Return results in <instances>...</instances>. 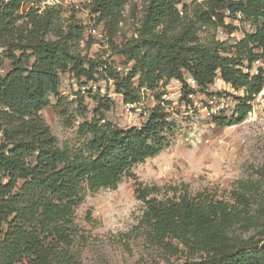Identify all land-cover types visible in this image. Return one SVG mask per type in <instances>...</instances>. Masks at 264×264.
<instances>
[{"label":"trees","instance_id":"1","mask_svg":"<svg viewBox=\"0 0 264 264\" xmlns=\"http://www.w3.org/2000/svg\"><path fill=\"white\" fill-rule=\"evenodd\" d=\"M44 1L0 0V69L5 58L10 61L0 73V264H73L74 211L86 193L116 188L134 165L169 145L173 124L156 92L160 81H181L185 103V74L202 89L218 77L242 90L238 115L217 117L218 126L243 121L251 107L247 101L262 84L260 75L250 77L242 67L264 59V0L192 1L181 10L177 0H142L133 36L117 47L132 62L128 75L108 66L100 77L115 81L125 103L138 102L142 88L154 92L158 103L143 125L121 129L105 119L102 109L109 105L99 100L92 121L81 127L91 138L75 149L60 147L41 111L52 106L51 96L61 100V74L85 83L99 73L82 55L81 41L87 47L93 42L85 27L64 20L61 4L41 6ZM128 1L84 0L83 6L113 36ZM27 4L32 5L20 14ZM224 11L253 26L234 55L232 47L226 53L222 42L202 43L197 35L199 26L231 32ZM257 172L237 180L227 199L208 189L192 194L185 183L138 184L134 194L143 206L133 230L163 254L181 258L179 264H264V165Z\"/></svg>","mask_w":264,"mask_h":264},{"label":"rangeland","instance_id":"2","mask_svg":"<svg viewBox=\"0 0 264 264\" xmlns=\"http://www.w3.org/2000/svg\"><path fill=\"white\" fill-rule=\"evenodd\" d=\"M83 1L46 0L41 4H61L64 20L74 18L85 27L87 37L93 42L87 47L81 41L82 55L94 63L99 73L95 75V82L105 91L98 94L82 93L81 83L72 73L65 72L60 75L61 100L57 102L51 96L49 99L52 106L43 109L41 116L57 137L58 145L71 149L83 146L91 138L81 127L92 121L99 100L103 105H109L108 110L102 109L105 119L121 129L143 125L153 106L158 103L156 94L144 88L139 91L138 102L125 103L123 94L115 88V81L100 77L108 66L122 76L128 75L132 62L127 61L117 51V47L124 38L133 36L141 17L143 1L127 2L123 9L124 19L113 36L101 25L95 24V16L90 15L84 8ZM177 1V8L181 10L184 4L203 0ZM31 5L22 6L19 13H25ZM223 13L224 23L234 25L231 32L220 26L215 30L208 26H199L197 35L202 43L211 38L222 42L226 53L232 47L230 54L234 55L236 43L245 33L252 32L253 26L241 19L238 13L233 16L228 15L227 11ZM96 27L98 31L92 33L91 29ZM15 54L19 55V52L16 51ZM9 68L10 61L5 58L0 73L5 74ZM185 78L186 74L184 81ZM133 82L137 84V78ZM206 89L210 93L222 92L230 96L233 100L230 101L231 104L241 97L239 91L234 93L231 85L218 77ZM156 92L160 95V104L169 113L168 120L173 124L172 130L167 133L169 145L156 156L134 165L130 175L123 177L116 188H101L86 193L74 211L78 235L70 248L73 264L181 263V258L163 254L159 248L148 245L133 230L143 206L134 194L138 184L165 187L185 183L192 194L208 189L227 199L228 192L237 180L257 177L258 169L264 165V101H253L250 114L240 123L218 126L217 117L203 115L198 110H189L188 104L181 100V81L162 80ZM163 93L167 94L168 100H161ZM163 192L164 190L160 191L159 197ZM18 264L30 263L24 260Z\"/></svg>","mask_w":264,"mask_h":264},{"label":"built area","instance_id":"3","mask_svg":"<svg viewBox=\"0 0 264 264\" xmlns=\"http://www.w3.org/2000/svg\"><path fill=\"white\" fill-rule=\"evenodd\" d=\"M227 14L229 15L228 11ZM91 31L92 33H96L98 31V27L92 28ZM2 50L3 49L0 47V54L2 53ZM242 70L243 72L248 73L250 77L259 75L262 77L260 91L256 94H253L252 99L247 101V103L251 106L255 100L264 101V59H254L250 65H244ZM185 83L187 90L186 97L189 101L187 103L189 110H198L201 112V114L209 117H236L238 115L237 105L239 101H235L233 104H231L230 101L233 102V100H231L230 96H226L222 92L210 93L208 89H202L190 75H186ZM232 90L234 93H237V90L234 88H232ZM80 91L82 93L88 92L92 94L105 92L100 89V86L95 81H89L85 83L82 82L80 84ZM238 91L242 96L243 91ZM107 95L110 96L108 93ZM162 98V101L168 100L167 94L163 93ZM247 114H250V110L247 112Z\"/></svg>","mask_w":264,"mask_h":264}]
</instances>
